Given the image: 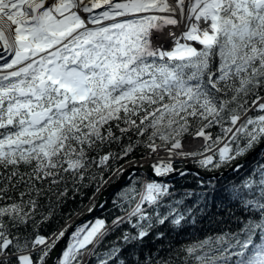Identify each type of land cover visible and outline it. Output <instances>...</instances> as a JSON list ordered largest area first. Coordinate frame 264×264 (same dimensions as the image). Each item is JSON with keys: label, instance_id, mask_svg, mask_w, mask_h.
<instances>
[{"label": "snow or ice", "instance_id": "snow-or-ice-1", "mask_svg": "<svg viewBox=\"0 0 264 264\" xmlns=\"http://www.w3.org/2000/svg\"><path fill=\"white\" fill-rule=\"evenodd\" d=\"M93 261L264 264V0H0V264Z\"/></svg>", "mask_w": 264, "mask_h": 264}, {"label": "trees", "instance_id": "trees-1", "mask_svg": "<svg viewBox=\"0 0 264 264\" xmlns=\"http://www.w3.org/2000/svg\"><path fill=\"white\" fill-rule=\"evenodd\" d=\"M194 166V165H193ZM195 167V166H194ZM142 175H145L143 173H141ZM194 174V173H193ZM116 179V177H113L112 181H114ZM189 181H192V176H189ZM229 179H237V177L235 176H230ZM177 181L179 183H182L183 181L181 180V178L177 177ZM109 182V183H110ZM128 183V182H127ZM127 183L123 184L122 186H120L117 190H115L114 192H112L111 194H109V196L107 197V201H109V206H111V201L113 199H115L116 194L127 185ZM88 195H91V193H88ZM88 200L84 199L81 200L79 197H77L76 201L73 202L72 200H69L67 205L64 206L63 209H58V212H63L64 213V218H61V216L57 215L54 217L53 221L50 222V224L48 225V232H52V231H58L59 227H65L66 225V221L68 223H71L77 216L78 214L82 213L86 208H80L79 205L80 204H85L87 205ZM73 209H75V212L73 213V215L70 217V219L67 217V213L69 211H72ZM78 213V214H77ZM104 213L99 210L97 212V214L94 216L93 219H95L96 217H100L102 216ZM58 222V223H57ZM207 236L206 234L200 232L199 230H189L186 233H182L181 235H179L178 237L175 236V234L172 237V243L174 245L175 248L179 249L182 246L185 245H194L199 243L200 241L206 239ZM115 239V236L109 237L108 240H112ZM108 240L105 241V244L108 243ZM184 253H181V256H183ZM94 264V261H93Z\"/></svg>", "mask_w": 264, "mask_h": 264}, {"label": "water", "instance_id": "water-1", "mask_svg": "<svg viewBox=\"0 0 264 264\" xmlns=\"http://www.w3.org/2000/svg\"><path fill=\"white\" fill-rule=\"evenodd\" d=\"M188 165V167H191V168H195L191 163L187 162L186 163ZM146 173V172H145ZM147 174V173H146ZM132 174H128L125 178H121V179H116L114 182L108 184L101 192L100 195L103 196V199L106 200V198L108 197V195L113 192L114 190H116L119 186H121L122 184L126 183L130 177H131ZM98 199H99V196H98ZM99 209L96 210L95 213L93 214H89L87 213V210L82 214L80 215L74 222H72V225L73 227L72 228H69V233L71 231L74 230V228L77 226V225H80L82 223H84L85 221H87L88 219H90L91 217H93L97 212H98ZM67 243V239H64V240H61L59 242V245H58V248L56 249L57 253H59L61 250H63L65 248V245Z\"/></svg>", "mask_w": 264, "mask_h": 264}, {"label": "bare ground", "instance_id": "bare-ground-1", "mask_svg": "<svg viewBox=\"0 0 264 264\" xmlns=\"http://www.w3.org/2000/svg\"><path fill=\"white\" fill-rule=\"evenodd\" d=\"M173 2H174V0H173ZM194 144H195V141L192 140L190 143H188V144L186 145V147H187L189 150H191L192 148L195 147Z\"/></svg>", "mask_w": 264, "mask_h": 264}, {"label": "rangeland", "instance_id": "rangeland-1", "mask_svg": "<svg viewBox=\"0 0 264 264\" xmlns=\"http://www.w3.org/2000/svg\"><path fill=\"white\" fill-rule=\"evenodd\" d=\"M202 144V143H201Z\"/></svg>", "mask_w": 264, "mask_h": 264}]
</instances>
